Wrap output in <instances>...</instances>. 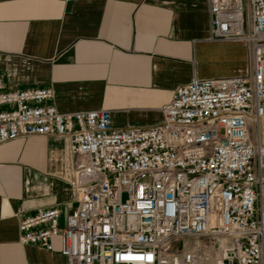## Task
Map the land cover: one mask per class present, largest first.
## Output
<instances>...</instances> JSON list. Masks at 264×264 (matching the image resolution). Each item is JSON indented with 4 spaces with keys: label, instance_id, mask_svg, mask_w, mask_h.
I'll return each instance as SVG.
<instances>
[{
    "label": "built area",
    "instance_id": "built-area-1",
    "mask_svg": "<svg viewBox=\"0 0 264 264\" xmlns=\"http://www.w3.org/2000/svg\"><path fill=\"white\" fill-rule=\"evenodd\" d=\"M209 41L239 44L242 77L192 78L161 123L116 130L104 109L62 114L49 88L8 91L0 76V145L68 146L76 207L39 209L20 243L65 264H264V0H208Z\"/></svg>",
    "mask_w": 264,
    "mask_h": 264
},
{
    "label": "crops",
    "instance_id": "crops-1",
    "mask_svg": "<svg viewBox=\"0 0 264 264\" xmlns=\"http://www.w3.org/2000/svg\"><path fill=\"white\" fill-rule=\"evenodd\" d=\"M208 0H0V76L8 91L52 90L62 114L104 109L116 130L149 128L192 78L242 77L239 44L209 41ZM76 207L68 146L56 138L0 145V264H65L20 243L39 209Z\"/></svg>",
    "mask_w": 264,
    "mask_h": 264
}]
</instances>
